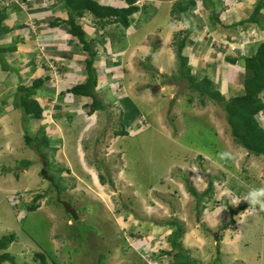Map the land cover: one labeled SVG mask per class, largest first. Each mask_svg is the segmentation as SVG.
Returning a JSON list of instances; mask_svg holds the SVG:
<instances>
[{
  "label": "rangeland",
  "instance_id": "obj_1",
  "mask_svg": "<svg viewBox=\"0 0 264 264\" xmlns=\"http://www.w3.org/2000/svg\"><path fill=\"white\" fill-rule=\"evenodd\" d=\"M6 1L0 0V5L4 6ZM31 2L34 6L39 5L37 0ZM22 7L26 11V4ZM10 12L9 24L15 20L18 23L19 10L12 9ZM35 12L37 9L25 16V23H30V28H26L22 22L24 28L20 29L21 33L30 29L27 37L33 38L34 35V39L26 42L25 36L24 40H19L21 36L12 38V35L19 34V30L0 39V48H13L0 56L14 70L11 79L6 78L4 83H0V102L5 101L4 107L7 106V98L11 97L13 101V88L20 85L18 70L13 66L20 69L21 83L25 84L33 78L31 75L27 79V70H32L36 61L21 63L31 58L28 55L37 54V47L41 55L46 51V45L54 54L69 52L61 41L41 44L40 34H51L55 28H50L45 19L41 23L45 26L38 27V20L43 18ZM217 15L220 16L219 13ZM201 16L203 19L196 23L201 29L199 32L202 29L208 31L205 29L208 15L202 11ZM246 16L245 11H238L241 20L249 17ZM259 19L264 24V14L261 13ZM156 24L159 27L165 25L158 22L153 26ZM141 25L138 23L137 26ZM240 25L236 28L239 26L237 24L230 31L222 25L216 26V30L210 31L213 43L221 45L226 38L222 36L231 32L236 42H230L232 47L227 49L230 50L228 55L235 54L233 56L237 57L250 54L247 45L252 44L250 40L254 37L258 38L256 44L260 42L264 30L259 28L254 32L253 25ZM57 37L55 31L52 38ZM22 43L28 57H20L16 53L21 51L19 44ZM149 44L153 46L154 38ZM44 56L48 59L46 54ZM214 56L217 64L224 65L226 71L207 72L196 70L194 66L192 72L198 78L207 75L214 82H225L219 83L220 88L215 84L224 96L241 95L244 77L241 66H228L224 54ZM67 59H70L69 55ZM213 60L210 58V61ZM61 61L62 58L58 59L53 66L61 64ZM147 66L144 63L136 66V70L147 69ZM55 71L53 68L52 72ZM57 75L60 78L64 76L62 70ZM111 84L114 91L109 86L110 95H107L108 91L102 88L104 84L99 83V93L107 107L104 112L90 116L88 119L91 122L87 127L80 118V115L85 118L86 110L83 108L78 109L79 114L70 116L69 112H65L60 117L59 111L54 109L55 112H50L53 122L48 117L45 122L42 121L49 135H53L52 139L56 138L55 145H51L59 148L53 157L51 151L47 150L51 165L49 172L56 178L55 187L58 185L59 189L65 190L60 197L72 203L79 221L72 220L63 207L54 202L57 201L55 187H49L50 181L43 174L47 165L40 153L25 146L23 136L26 127L21 124V129L18 128V113L8 116L10 124L7 128L4 122H0V237L8 233L16 235L17 240L7 249L14 256L15 263L42 264L36 256V253L42 252L45 254V264H169V257L158 254L160 250L169 248L167 235L171 229L163 223L177 220L184 232L181 238L183 247L201 264L213 261L217 249L219 256L214 264H264V212H245L249 205L243 200L235 206L230 204L233 197L243 199L248 188L264 186V155L253 156L235 143L221 108L211 102L201 106L198 98L185 89L184 83L169 76L161 77L160 82L154 78L152 83L151 77L139 75L136 90L131 85V90L138 95L137 98H130L135 107V112L131 114L133 120L122 125L126 117L116 107L119 100L114 102L118 99V92L122 94L130 90L125 79L118 88L116 83ZM159 84L164 86L166 93H161L160 86L155 87ZM144 91H147L149 98L143 96ZM162 94H166L165 99L159 100ZM38 95L41 96V93ZM262 98L264 100V93ZM76 107L78 104L71 108L76 111ZM7 109L10 111L11 108ZM139 116L141 120L138 122L136 119ZM256 117L264 128L263 114L260 112ZM27 125L28 135L33 136L41 121L32 120ZM125 125L128 134L115 136V132ZM223 153L228 155L222 157ZM23 160L31 162L24 170L21 168ZM58 164L69 171L61 173L62 179L57 178L55 171ZM15 172L19 175L16 176ZM101 175L105 178L104 184H101ZM209 181H212V196L197 207L195 198L187 190V184L200 193L206 189ZM37 194L43 196L38 200L40 206L35 211H26V205ZM245 202L246 210L242 213L241 210L229 224L231 212ZM221 207L227 208L217 217L215 210ZM200 209L201 212L198 211ZM1 264L10 263L6 261Z\"/></svg>",
  "mask_w": 264,
  "mask_h": 264
},
{
  "label": "trees",
  "instance_id": "obj_2",
  "mask_svg": "<svg viewBox=\"0 0 264 264\" xmlns=\"http://www.w3.org/2000/svg\"><path fill=\"white\" fill-rule=\"evenodd\" d=\"M23 1L28 3L27 0ZM58 1L62 2L63 4V8L65 9V17L50 16L47 19L45 17L38 20L40 23H38L37 26L41 27V23H44L45 20H47L48 26L52 29L61 25H65L67 33L78 40L82 50L87 54V58L84 61L85 79L83 82L77 83L68 89V92L77 97H86L88 102H85L84 108L88 115H91L95 111H104L106 109V104L102 98L99 97L96 90L98 84L97 74L94 67V58L96 52L94 50L92 41L87 38V34L84 29L85 23H82V17H84L86 14H90L93 17L94 22L92 25H89H91V27H96L97 31L102 30L107 25L114 23L123 29L130 25L132 19H134L133 17L136 16L141 7L135 4L136 0H126L127 4L121 8L102 5L96 0ZM200 2L205 8L210 9L208 14L209 26L213 27L216 24L222 25L217 12L213 8L214 5L212 0H200ZM195 6V0H176L172 4L170 11L171 21H181L184 23L185 19L188 18L190 14L189 12H192ZM262 8L263 2L262 0H258L249 17L246 20L240 21L239 25L255 24L258 30H264V24L262 21H260L261 18L259 19V16H261L260 10ZM12 9H18V7H16V5H14L12 2H9L4 6L0 5V39L4 36H7V34L12 32L14 29H21L23 27L22 24H17L16 26L13 23L9 24V14L11 13L10 11ZM222 26L224 27V25ZM25 27L30 28L29 26ZM256 27L255 29H257ZM225 28H227L226 25ZM191 32L192 26H189L181 31L175 32L173 35L172 47L174 48L175 52L177 69L175 73L169 77H171L172 80L184 83L185 89H187L189 92H192V94L198 98V102L201 106H205L207 102H211L212 104L219 106L225 114L226 123L229 127L230 135L232 136L234 142L243 147L253 156L264 155V128L259 124L256 117L260 112H264V100L262 98V93H264V40H261L257 44L254 43L253 50L250 54H243V56L237 57L233 55L225 56V62L231 65L239 64L244 69V77L242 80L243 93L241 95L227 97L220 92L210 77L204 75L203 77L198 78V76L192 72L187 56L182 53L186 40ZM254 32L257 31L254 30ZM29 33L30 29L25 33L17 34V37L21 36L20 38L24 39V36L27 37ZM12 50L13 48L9 47L0 48V56L3 52H9ZM54 63L55 61H53V64ZM0 64L3 70H12V67L8 65L4 58L0 57ZM64 67V64L61 63L54 66L51 65L46 70H52L55 68V70L58 72L63 70ZM19 78L20 80L22 79L21 76H19ZM51 80L52 79L49 77V75H41L31 79L27 84L21 83L18 85L15 91L16 93L13 96V107L22 112V123L26 127V129H24L25 135L23 136L24 144L27 148H31L37 153H40L42 156L45 164L47 165V167L44 169V173L47 175L50 181L49 187L53 188L56 184V178H54L53 174L49 172L51 165L48 161L49 152L47 153V150L51 151L50 154H52L51 157H53L59 148L50 145L51 138L47 135L45 125H40L37 128V132L34 133L33 136L28 135L27 126L30 120H38L42 118L46 109L36 99V95L39 90L46 91L49 86V81L51 82ZM62 82L67 83L63 79ZM54 88L56 89L55 86ZM45 91H42L41 95L45 94L43 93ZM61 98L62 92L60 93L59 100H61ZM48 100L51 101V98H48ZM121 124H126V120H123ZM127 134L128 132L126 125L122 126L120 130L115 132V136H125ZM29 163H31L29 160H23V165L21 168L23 170L27 169ZM4 170H6V168ZM55 171L57 172V178L59 179H62L61 173L64 171L69 173L68 170L59 164L57 165ZM14 174L16 176L19 175L16 172ZM99 178L101 180V184H104L105 178L102 175L99 176ZM110 182L112 183L111 180ZM54 189L57 193L56 196L62 200L60 195L65 190L59 189L58 185ZM187 190L195 198L196 205L198 207L200 203H204L212 196V181H209L206 189L200 193H198L190 184H187ZM42 197V194L35 195L32 201L26 205L25 210L35 211L40 206V202H38V200ZM20 199L22 198H19V200ZM54 202H56L58 205L60 204L58 200ZM70 204L72 205V203ZM245 206H247L246 202L231 212L229 224L232 223L234 216L243 210ZM201 208H203V206H201ZM198 211L201 212V209ZM163 225H168L169 229H171L170 233L167 235L169 248L166 250H160L158 254H163L169 257V264H201L197 261V259L191 257L189 252L183 247L181 238L184 232L182 231L180 222L177 220H169L164 222ZM16 240L17 237L14 233L3 234L0 237V264L6 261H8L10 264H29L26 262L15 263L14 256L7 252L8 247ZM36 256L40 259L42 264H45L44 253L38 252L36 253ZM218 256L219 249L216 250V256L213 261L208 264H214V262L218 260Z\"/></svg>",
  "mask_w": 264,
  "mask_h": 264
},
{
  "label": "crops",
  "instance_id": "obj_3",
  "mask_svg": "<svg viewBox=\"0 0 264 264\" xmlns=\"http://www.w3.org/2000/svg\"><path fill=\"white\" fill-rule=\"evenodd\" d=\"M27 1L30 4L25 2L26 7H27L26 11L22 10L23 8L19 4H17L19 6L14 4L19 9V17H18L19 22L16 23V20H15L13 23L15 26L16 24H22V26L24 27V24L22 22L25 23V21H27L25 16H27L28 12L33 11L35 9H37V12L35 13L38 14L39 17L42 16V18L50 17V16L65 17V9L63 8V4L62 2L58 0H37L39 5H35V6L31 2V1L35 2V0H27ZM50 1H53L54 3H50ZM96 1L99 4L111 6L115 8H121L127 4L126 0H96ZM175 1L176 0H136L135 4L141 7L140 11L136 14V16L133 17L134 19H132L130 25L127 28H123V29L119 25L114 23V24L107 25L102 30L97 31L96 27H91L94 21H93V17L90 14H86L84 17H82V23L83 22L85 23L84 29L86 31L87 37L92 41L94 50L96 52V55L94 58V67H95L96 74H97V80H98L97 88L98 89L96 90H98L97 93L99 97L102 98L103 101L105 102L104 97H102L101 94L99 93V90L101 89L99 87L100 82L104 84L102 88H104L106 92L108 91L107 95H110V88L112 91H114V88L112 87L113 84H111V82L116 83V86L118 88L119 86H121V82L122 84L124 83V79H125V84L130 90L128 91L130 94L126 92L128 93L127 95H125L126 94L125 92L122 94L118 92L117 93L118 99H116L114 102L116 103L119 100L118 104H116V107L122 110V113H124V118L126 117L125 119L126 122L127 121L131 122L133 120L131 118V116L133 115L131 114L135 112V107H134L133 102L130 100V98H137L138 95H136L131 90V85L135 89L136 82L139 78V75L145 74L147 78L151 77L152 83L154 82V78H157V80L160 82L161 77L170 76L177 69L175 52H174V48L172 47V38L175 32L181 31V29L189 27V26H192V29H193V26H194V29L192 33L189 35V37L187 38L185 46L182 51V53L188 58V63L191 67V70H195L193 69L194 66L197 68L196 70H207V72H217V70H221V72H224L227 70V68H225L224 65L221 66L217 64L216 57L214 55L216 54L217 56H220V54H224L225 56L229 54L228 52L230 50L227 51V49H230L232 47L230 42L231 43L234 42L232 39V34H230L231 32L230 33L226 32L228 34V37H226L224 42H222V44L219 46L213 43L212 39L214 38L210 35L211 34L210 31L216 30L217 29L216 26H220L219 24H216L215 26L211 27L209 26V21H208V23H206V26H205V29H208V31H204L202 29V32H199L201 29H199L196 23H198L200 19L201 20L203 19V17L201 16L202 11L205 12L206 15H208L209 10H210V9L205 8L204 5L201 4V2H199L200 0H196L197 1L196 7L189 14L188 18L185 19L184 23L181 21H171L170 11H171L172 4ZM257 1L258 0L256 1L255 0H242V2L240 0L238 1L236 0H218V1L212 0L213 5H214L213 7L214 10L217 12V14L219 13L220 15L219 19L221 21V24L224 25V27L226 25L227 30L229 31L230 29H233L232 27H236L237 24H239V22L242 21L241 18H238V11H241V12L245 11L247 13V16H249L253 10V6L255 5ZM262 2H263V8L260 10V12L264 14V0H262ZM42 5H43V8H42ZM45 6L47 8H44ZM18 9H14V10H18ZM226 13L228 17H226ZM160 14H162L160 16L161 18H159ZM20 15L23 18H21ZM233 18H236L237 20H233ZM158 22L161 24H165L164 27H159L158 24L153 26L154 23H158ZM138 23L142 24L141 27L137 26ZM29 24L30 23L27 22V24L25 23V26H30ZM249 25L254 26L253 31L256 30L255 24H249ZM240 26L241 25L237 26L236 28ZM42 27H44L43 24H42ZM17 30H19V33H21L19 28L14 29L12 32H16ZM55 31L58 33V37L52 38V34ZM145 31L146 33H144ZM54 32H52L51 34H48L46 32H45L46 34L45 33L40 34V38L42 40L41 44L46 45L47 42L49 43V42L61 41L66 44V47L69 49V52L65 54H59V53L54 54L52 51L49 50L50 49L49 45H46V51L43 53V55H41L39 48L37 47L38 53L35 55H28L31 58L29 57L30 59H24L21 64L24 65V61H30V62L36 61V64L33 66V69L27 70L28 72L27 79H29L31 75H33L32 79L38 76H41V75L42 76L49 75V77L52 78L54 72H52V70L50 69L48 70L46 69L50 67L51 65H53V61H55V63H58V59L60 60L62 58L63 62L61 61L60 63H63L65 66L64 69L62 70V73L64 75L63 78H60V75H58L59 79L57 80V82H52V80L51 82L49 81V86L52 84L48 90L50 92L47 93V89L46 91L39 90L37 92L36 97L38 98L41 105L45 107L46 109L45 112L47 115H51L50 112L52 110L53 112H55L54 109L59 111L60 114L58 115V117L62 115L64 116L65 112H69L70 116L75 115V113L79 114L78 109H82L83 104L87 101L86 97L80 98L76 96L73 98L72 102H67L64 98V94L62 90H65L67 87L70 86L68 84L69 80H72L73 82L72 84L84 81L85 79L84 61L87 58V54L86 52L82 50L81 45L78 42V40L73 38L70 34L67 33L65 25L56 27L54 29ZM263 34H264V31H263ZM8 36H11V35L8 34ZM15 36L17 37V35L15 34L12 35V38H14ZM222 37H225V36L223 35ZM151 38H154L153 46L149 44L151 41ZM31 39H34V35H33V38L27 37L26 42H30ZM19 40H24V39L19 38ZM262 40H264V36ZM251 41H252V44L247 45L248 51L253 50L254 43L256 40L255 38H253V40H250V42ZM250 42L248 44H250ZM23 45L24 43L19 44V46H21V51H19V53L16 51V53L19 54L20 57L22 56L28 57L27 54H25L24 52ZM244 50H245V47L243 48V51ZM212 51L214 52L211 53ZM45 54L48 57V59H45V56H44ZM211 54H214V55H211ZM68 55L70 56V59H67ZM211 56H214V57H211ZM148 57H149V60H148ZM64 58L65 60H63ZM210 58L214 59L213 60L214 62L210 61ZM44 60L46 61L44 62ZM48 60H50L51 62ZM137 62H138V65H137ZM144 63H147L148 65L147 69L142 68V70H136V66L142 65ZM227 65L228 66L230 65L231 67H233V65L231 64L227 63ZM13 68L15 70H18L17 75L22 77V75H20L21 73L19 71L20 69L17 68L16 66H13ZM241 69L243 68L241 67ZM146 70L147 72H145ZM12 72H14V70H3L0 65V77H1L0 83H4L6 81V78L8 79ZM62 79L66 81L67 83L62 82ZM22 80L23 78L21 80L19 78L20 84ZM30 80L31 79H29L28 82ZM214 83L219 87V83H225V82H222L221 80L219 82H214ZM160 84L155 87L157 88L160 86L161 93H166L163 90L164 86ZM54 86L56 87V89L54 88ZM16 88H13V89H15L16 91ZM10 89H11V85H10ZM42 91H45L43 92L45 94H42L43 96L42 95L39 96L38 94L41 93ZM61 92H62V98L61 100H59ZM146 92L147 91L143 92V96L147 95ZM165 95L166 94H162L159 100L165 99L164 97ZM147 97L149 98L148 95ZM48 98H51V101H49ZM10 99L11 97L6 99V103H7L6 107H4L5 101H2V103L0 102V122H4L5 128H7V126L10 124L8 120V116L18 113L19 120H20V125L18 128L21 129V124H23L21 123V120H22L21 111L13 107V101H11ZM74 103L75 105L78 104V107H76L77 108L76 111L74 110V108H71L75 106ZM9 104H11L12 106H10ZM157 105L159 106V104ZM8 107L11 108L10 111L7 109ZM99 113H101V111L95 112V114H99ZM1 114H4V116H1ZM262 114L264 116V112ZM47 117L49 121H52L51 116L45 115V117L41 118L40 120L41 125L45 124L44 122L46 121ZM84 117L85 118H83V116L80 115L81 120H83L85 123V127H87L89 123L91 122V119H88V118H91V117L89 116L87 117L85 113H84ZM136 120H138L139 122L141 120L140 116ZM136 120H134V122H136ZM42 121L44 122L42 123ZM142 123H144V121Z\"/></svg>",
  "mask_w": 264,
  "mask_h": 264
},
{
  "label": "clouds",
  "instance_id": "obj_4",
  "mask_svg": "<svg viewBox=\"0 0 264 264\" xmlns=\"http://www.w3.org/2000/svg\"><path fill=\"white\" fill-rule=\"evenodd\" d=\"M196 1V0H195ZM197 2V1H196ZM200 2V1H199ZM196 7V6H195ZM225 37H228V34L225 36ZM74 38V37H73ZM255 38V40L256 39H258L257 37H254ZM89 39V38H88ZM261 41V40H260ZM234 42H236V41H234ZM257 42V41H256ZM255 42V43H256ZM57 73L58 72H55V73H53V76H55V79L58 77V75H57ZM52 79V78H51ZM55 79H52V82H57ZM83 82V81H82ZM73 82H72V80H69L68 81V84L70 85L69 87H67L65 90H64V98H65V100L67 101V102H72L73 101V98L74 97H76V96H74V95H72L71 93H69L68 92V89H70L72 86H74V85H76L77 83H81V82H77V83H74V84H72ZM25 84H27V83H25ZM17 89V88H16ZM16 93V92H15ZM81 98V97H80ZM36 99L38 100V98L36 97ZM39 101V100H38ZM88 102V101H87ZM85 104V103H84ZM84 104H83V109H85L84 108ZM46 111V110H45ZM44 111V112H45ZM95 112H97V111H95ZM94 112V113H95ZM87 116H91V115H88L87 113H86V111L84 112ZM49 116H51V115H49ZM45 117V113H43V116H42V118H44ZM38 120H41V119H38ZM32 120H30V122H31ZM50 122H53V121H50ZM29 124V123H28ZM51 130H52V128H51ZM46 132H47V127H46ZM47 135L51 138L50 139V145L51 144H54L55 145V139H52V137H53V135L52 136H50L49 135V133L47 132ZM57 136H61V135H57ZM52 146V145H51ZM57 147V146H56ZM228 155V153H223L222 154V157H225V156H227ZM20 197H18L17 199H19ZM20 200H22V199H20ZM241 200H243V201H246L247 203H248V205H249V207H248V209L246 210V208L247 207H244V209L241 211V213L242 212H244L245 210V212H247V213H249V214H252V213H257V212H264V186H259V187H250V188H248V190H247V193H246V195L244 196V198L243 199H239V198H237V197H233L232 199H231V205H233V206H235V205H238L239 203H240V201ZM227 207H221V208H217L216 210H215V215L218 217V215L222 212V210H225ZM240 213V212H239ZM238 214V213H237ZM70 216V215H69ZM72 219V218H71Z\"/></svg>",
  "mask_w": 264,
  "mask_h": 264
},
{
  "label": "water",
  "instance_id": "obj_5",
  "mask_svg": "<svg viewBox=\"0 0 264 264\" xmlns=\"http://www.w3.org/2000/svg\"><path fill=\"white\" fill-rule=\"evenodd\" d=\"M43 174H44V176H46L45 173H44V171H43ZM58 202L63 207V209L65 210V212L68 215H70V217L72 218V220H74V221L75 220H78L79 215L77 214V211H76L75 207H73L69 202L64 201V200L58 199Z\"/></svg>",
  "mask_w": 264,
  "mask_h": 264
},
{
  "label": "built area",
  "instance_id": "obj_6",
  "mask_svg": "<svg viewBox=\"0 0 264 264\" xmlns=\"http://www.w3.org/2000/svg\"><path fill=\"white\" fill-rule=\"evenodd\" d=\"M237 1V0H236ZM7 2H17L21 7L25 4L23 0H7ZM21 3V4H20ZM23 8V7H22Z\"/></svg>",
  "mask_w": 264,
  "mask_h": 264
},
{
  "label": "flooded vegetation",
  "instance_id": "obj_7",
  "mask_svg": "<svg viewBox=\"0 0 264 264\" xmlns=\"http://www.w3.org/2000/svg\"><path fill=\"white\" fill-rule=\"evenodd\" d=\"M56 198H57V200L59 199L57 196H56ZM61 198H62V196H61ZM74 207V206H73Z\"/></svg>",
  "mask_w": 264,
  "mask_h": 264
}]
</instances>
